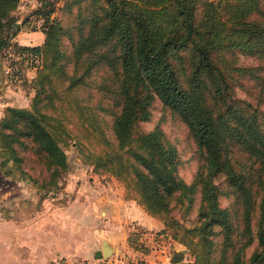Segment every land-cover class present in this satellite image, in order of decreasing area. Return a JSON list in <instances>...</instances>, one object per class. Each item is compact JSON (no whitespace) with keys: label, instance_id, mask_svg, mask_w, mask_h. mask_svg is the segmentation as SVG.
<instances>
[{"label":"trees","instance_id":"trees-1","mask_svg":"<svg viewBox=\"0 0 264 264\" xmlns=\"http://www.w3.org/2000/svg\"><path fill=\"white\" fill-rule=\"evenodd\" d=\"M97 1L83 18L84 29L69 40L75 64L88 60L81 74L104 65L115 78L114 150L108 159L113 175H128L132 186L127 190L148 214L161 219L159 233L187 247L192 264H264V113L235 93L240 79L248 78L258 102L264 100V0ZM18 2L0 0V51L17 33L12 11ZM53 6L52 0H42L34 10L35 18H43L40 44L12 42L16 50L39 57L31 64L35 94L29 108L7 106L0 119V144L10 152L1 164L20 160L16 145L35 143L49 163L52 185L67 167L60 143L69 134L63 120L39 104L62 72V35L68 34L52 15ZM239 51L261 62L234 63ZM155 97L179 114L201 151L190 181L179 174L178 149L158 125L133 135L134 120L146 118ZM222 194L233 195L234 210L220 204ZM182 206L186 211L195 207L189 225L174 216ZM141 232L130 231L128 243L148 252L138 246ZM185 255L174 250L170 261L183 264Z\"/></svg>","mask_w":264,"mask_h":264},{"label":"rangeland","instance_id":"rangeland-1","mask_svg":"<svg viewBox=\"0 0 264 264\" xmlns=\"http://www.w3.org/2000/svg\"><path fill=\"white\" fill-rule=\"evenodd\" d=\"M28 1L30 3L34 2L35 5L32 7L33 10L30 9L28 12H24L27 11L25 9L26 3L29 4ZM52 1L54 5L52 15L67 27L68 34L63 33L62 35L61 50L63 57L60 61L63 65L62 72L53 77L51 81L52 89L49 88L48 91L40 95L43 98L39 104L44 111L63 120L69 130L65 142L60 143L66 153L67 167L58 175L57 183L52 185L49 183V173H51L49 163L35 143L29 142L26 147L21 144L16 145L20 160L8 159L3 164H1V161L10 152L0 144V227L2 230L8 228V222L21 223L23 222L22 219H36L41 209L42 198L56 196L57 193L63 192L68 179L74 181L70 185L79 184L80 182L88 185L90 183L95 184L96 180L97 182L112 181V183H121L123 186H132L126 173L122 172L120 178L113 175L111 168L113 166L108 162L110 153L114 150V143H112L114 137L110 128L112 120L110 109L113 104L112 97L114 94L111 91L115 78L110 69L104 65H95L88 73L81 74L87 66L88 60H80L75 64L74 59L71 57L72 45L69 35L73 39L78 37L81 27L83 30L85 26L83 18L91 13L92 8L97 7L98 1ZM41 2L42 0H19L16 8L12 11V15L16 19L15 23L18 25L17 32L20 28L17 20L18 18L23 19L25 16L24 21L28 20L26 22L28 24L27 29L40 30L31 26L36 14L34 10ZM199 8L202 10L201 6ZM80 21H82V25H80ZM38 41L37 36L32 39V42ZM12 42H15L13 36L10 38V43ZM0 59L4 71L0 74L4 79V81L2 80L3 84L0 85L1 119L7 106L29 108L31 99L35 94L33 79L36 68L30 66L24 58L17 61L12 60L6 48L0 51ZM260 62L259 57L240 51L236 53L234 58V63L243 65H257ZM15 67H18L16 74L13 73ZM73 81L75 82L73 83ZM256 90L253 80L248 78L240 79V84L235 86V93L239 98L257 104L260 111L264 113V100L258 102ZM46 93L48 96H45ZM17 97H19L18 100H16ZM147 108L146 118L134 120L133 135L137 136L140 132L158 125L164 139L176 145L178 149L179 174L184 180L190 181L202 161V156L187 125L177 112L164 105L157 97L150 101ZM18 120L19 118H13L12 121L16 122ZM221 186L223 189L225 188L223 183H221ZM255 196L259 200L261 192L258 190ZM61 197V199H64L65 195ZM219 200L222 206H226L230 210L235 209L233 195L222 194ZM174 216L182 224L189 225L195 217V207L187 211L184 206L179 207L174 210ZM157 219L161 221L160 218ZM28 222L31 223V221ZM158 231L155 230L152 233L142 231L143 234L140 235L138 240V243L142 245L138 246L146 248L148 252L155 249L160 251L162 255L166 254L167 262L174 250H180L179 247L184 248L185 250L182 251L185 252L186 259L183 260V264H192L193 258L188 253L186 246L175 240L173 241L169 235ZM254 246L255 243L248 248V253L251 252ZM141 252H143V249ZM113 255L114 253H111L106 258L95 259L107 260L112 258ZM118 255H122V253L119 252ZM121 259L128 264L141 261V258L128 252H125ZM86 261L91 263L94 260L91 258ZM148 264L150 263L148 262ZM160 264H166V262L162 261Z\"/></svg>","mask_w":264,"mask_h":264},{"label":"crops","instance_id":"crops-1","mask_svg":"<svg viewBox=\"0 0 264 264\" xmlns=\"http://www.w3.org/2000/svg\"><path fill=\"white\" fill-rule=\"evenodd\" d=\"M28 2L24 12L35 5ZM25 17L18 18L20 28L13 40L27 45L40 44L44 32L27 29L28 20L24 21ZM36 36L39 41L32 42ZM1 66L0 59V74L4 72ZM1 76L0 85L4 81ZM72 182L68 179L64 191L56 196L42 198L36 219L8 222V228L3 230L0 227V264H46L63 256L93 258L94 263L100 264H128L121 259L125 252L150 264L167 262V255H162L160 251L141 252L129 245L127 238L130 231L138 228L152 233L161 229L163 223L148 214L123 184L95 180V184L80 182L70 185ZM62 195H65L64 199H61ZM104 240L109 243L114 255L107 260L95 259L94 252L102 247ZM119 252L122 255H118Z\"/></svg>","mask_w":264,"mask_h":264},{"label":"built area","instance_id":"built-area-1","mask_svg":"<svg viewBox=\"0 0 264 264\" xmlns=\"http://www.w3.org/2000/svg\"><path fill=\"white\" fill-rule=\"evenodd\" d=\"M42 23H43V18L41 16H38L33 20V25L31 27L34 26L36 29H41ZM6 50L8 55L14 61H17L20 58H24L29 63L30 66L31 64L37 63L39 61V57L36 54L27 51L16 50L12 43L6 47ZM17 71H18V67H15L14 73L16 74ZM86 260L83 258L63 256V257H56L51 261H49L47 264H98L93 262L90 263L89 261ZM131 264H148V263L144 261H140V262H131ZM166 264H175V263H172L169 259L168 262H166Z\"/></svg>","mask_w":264,"mask_h":264},{"label":"water","instance_id":"water-1","mask_svg":"<svg viewBox=\"0 0 264 264\" xmlns=\"http://www.w3.org/2000/svg\"><path fill=\"white\" fill-rule=\"evenodd\" d=\"M185 250L184 248L180 249ZM113 252V249L111 248V246L109 245V243L107 241H103L102 242V247L100 249H96L94 252V257L95 258H106L109 254H111Z\"/></svg>","mask_w":264,"mask_h":264}]
</instances>
